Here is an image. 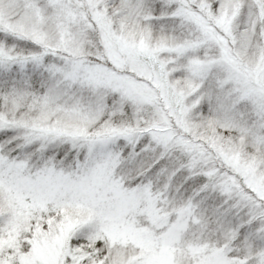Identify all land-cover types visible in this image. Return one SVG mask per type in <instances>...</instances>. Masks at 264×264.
I'll return each mask as SVG.
<instances>
[{
	"label": "snow or ice",
	"instance_id": "obj_1",
	"mask_svg": "<svg viewBox=\"0 0 264 264\" xmlns=\"http://www.w3.org/2000/svg\"><path fill=\"white\" fill-rule=\"evenodd\" d=\"M0 264H264V0H0Z\"/></svg>",
	"mask_w": 264,
	"mask_h": 264
}]
</instances>
